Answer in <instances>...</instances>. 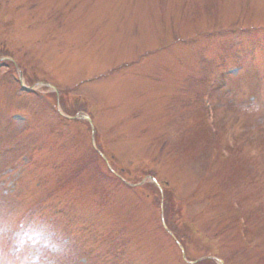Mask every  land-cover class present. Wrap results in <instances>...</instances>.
I'll list each match as a JSON object with an SVG mask.
<instances>
[{
    "label": "rangeland",
    "instance_id": "rangeland-1",
    "mask_svg": "<svg viewBox=\"0 0 264 264\" xmlns=\"http://www.w3.org/2000/svg\"><path fill=\"white\" fill-rule=\"evenodd\" d=\"M3 52L0 264H185L161 214L188 261L264 264V0H0Z\"/></svg>",
    "mask_w": 264,
    "mask_h": 264
}]
</instances>
